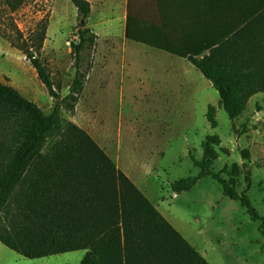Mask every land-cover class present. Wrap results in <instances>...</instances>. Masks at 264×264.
Returning a JSON list of instances; mask_svg holds the SVG:
<instances>
[{"label": "rangeland", "instance_id": "1", "mask_svg": "<svg viewBox=\"0 0 264 264\" xmlns=\"http://www.w3.org/2000/svg\"><path fill=\"white\" fill-rule=\"evenodd\" d=\"M119 11L110 8L103 16L94 9L86 26L97 39L88 60L78 64L72 42L82 19L72 0H23L15 11L0 0V81L13 85L46 114L53 111L55 100L14 44L25 40L32 45L45 21L39 56L61 97L69 94L79 69L87 73L75 111L63 107L61 115L87 130L122 170L133 172L138 187L210 264H264L261 222L228 196L219 181L205 176L189 191L172 189L175 181L201 172L193 157L203 161L206 142L217 157L212 169L239 193L247 191L264 216V93L251 97L243 114L232 120L219 105V92L192 64L162 61L151 50H141L148 48L130 44ZM167 68L172 91H154L151 74ZM183 77L197 84L195 97L179 96ZM210 105L217 107L215 128L207 118ZM86 252L30 259L0 242V264H81Z\"/></svg>", "mask_w": 264, "mask_h": 264}, {"label": "trees", "instance_id": "2", "mask_svg": "<svg viewBox=\"0 0 264 264\" xmlns=\"http://www.w3.org/2000/svg\"><path fill=\"white\" fill-rule=\"evenodd\" d=\"M72 2L81 19L90 18L89 1ZM5 4L15 11L23 0ZM240 8H248L247 15L216 43L189 54L164 49L187 58L211 81L220 94L219 105L232 120L243 114L251 97L264 93V0H240ZM47 26L45 21L38 25L32 45L25 40L14 44L55 100L53 111L46 114L13 85L0 81V242L30 259L86 250L81 264H210L89 132L61 115L63 107L75 111L87 73L79 69L69 94L61 97L39 56ZM126 37L157 47L135 32L131 16ZM96 39L89 27L78 30L72 42L78 64L91 56ZM216 113L217 107L210 105L207 118L214 128ZM203 147V161L193 157L201 172L175 181L173 191H189L212 176L261 222L264 233V216L247 191L239 193L215 172L216 153L206 142ZM244 156L249 157L247 150Z\"/></svg>", "mask_w": 264, "mask_h": 264}, {"label": "crops", "instance_id": "3", "mask_svg": "<svg viewBox=\"0 0 264 264\" xmlns=\"http://www.w3.org/2000/svg\"><path fill=\"white\" fill-rule=\"evenodd\" d=\"M87 1L91 4V13L94 9H98L102 12L103 16H106L107 9L111 8L112 10H116V8L120 7L117 15L123 18L122 29L125 38L130 44L133 42L148 48L146 50L141 49L143 53L148 54L149 50H151L162 61H181L186 64L192 63L187 58L172 54L164 49H170L182 54L197 53L205 47L221 40L223 35L232 32L238 25L239 17L247 15L248 12V8H240V0ZM129 16H131V21H133L135 32L144 34L145 38H149L157 47L127 39L126 29ZM133 48L131 45V50H134V55H137L135 54L137 51ZM170 71L171 68L163 71H153L151 74V85L154 91H172L170 84L173 77L169 76L171 75ZM200 74L201 79L208 80L201 72ZM184 81L183 88L178 90L180 92L179 96L195 97L197 84L186 78H184ZM211 86H213L212 83ZM159 95L166 96L163 93ZM114 161L122 170L118 162L116 160ZM122 171L137 185L135 180L137 176L133 172H130V170L124 171V169ZM201 254L204 256L203 253Z\"/></svg>", "mask_w": 264, "mask_h": 264}, {"label": "water", "instance_id": "4", "mask_svg": "<svg viewBox=\"0 0 264 264\" xmlns=\"http://www.w3.org/2000/svg\"><path fill=\"white\" fill-rule=\"evenodd\" d=\"M85 26H86V20H85V19H82L81 22H80V24L78 25V28H79V29H82V28H84Z\"/></svg>", "mask_w": 264, "mask_h": 264}]
</instances>
